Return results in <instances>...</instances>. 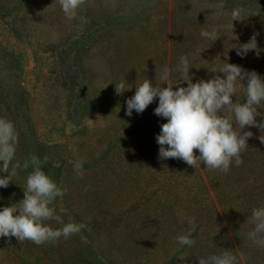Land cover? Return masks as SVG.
Returning <instances> with one entry per match:
<instances>
[{
	"label": "rangeland",
	"instance_id": "obj_1",
	"mask_svg": "<svg viewBox=\"0 0 264 264\" xmlns=\"http://www.w3.org/2000/svg\"><path fill=\"white\" fill-rule=\"evenodd\" d=\"M223 2L224 8L217 9L220 0H86L68 20L55 0H0V32L21 37L17 57L24 66L15 78V56L7 54L5 72L32 93L33 142L23 149L18 134L15 159L23 165L30 155L38 156V148H49L38 157L48 158L43 170L64 191L54 202L57 213L65 223L86 225L70 238L39 246L0 237V264L191 263L188 246L172 238L191 231L196 243L202 216L222 220L224 205L243 198L240 173L211 174L219 182L210 186L201 170H168L154 163L144 170L130 168L127 151L117 157L115 147L123 149L144 129L135 110L126 115L125 97L134 95L136 80L155 83L156 72L165 66L175 79L181 55L190 59L194 83L213 78L209 69L238 59L242 64L236 65L264 78V0ZM236 7L245 9L244 19L232 21V27L230 13ZM202 28H215L219 38L201 37ZM254 33H259L260 55L238 56L234 46ZM120 82L131 90L117 95ZM243 94L238 88L233 100L243 102ZM151 105L156 108L158 98ZM15 114L21 116V110ZM12 120L18 131L21 118ZM41 134L45 146L38 143ZM77 161H84L83 178L73 171ZM31 171L21 167L9 186L0 188V209L23 199ZM205 204L209 210L201 213ZM180 214L194 217L195 223H181ZM47 223L60 227L54 220Z\"/></svg>",
	"mask_w": 264,
	"mask_h": 264
},
{
	"label": "clouds",
	"instance_id": "obj_2",
	"mask_svg": "<svg viewBox=\"0 0 264 264\" xmlns=\"http://www.w3.org/2000/svg\"><path fill=\"white\" fill-rule=\"evenodd\" d=\"M55 3L59 4L64 16L72 20L86 0H55ZM215 7L223 9V0ZM244 13L242 7L231 10L232 27V21L243 20ZM200 35L212 41L219 38L215 28L210 31L202 28ZM258 35L254 33L247 43L235 45L236 54L243 58L250 51H255L259 56ZM191 68L189 57L181 55L175 68V79L173 70L168 66L156 72L155 83L148 78L142 81L137 79L134 95L126 100V115L131 116L133 110L138 114L143 113L158 98L154 114L167 121L161 125L156 137L159 158L180 159L195 169L203 163L209 170L226 174L233 162L236 166L243 164L242 153L247 150V141L253 136L251 131H244L246 126L260 129L262 134L259 140L264 143V112L258 111L264 109V78L255 70L249 71L225 61L209 69L216 74L213 78L194 83L189 75ZM242 81H246V86ZM184 82L186 87L181 86ZM131 87L120 82L115 84V92L121 95ZM238 88L243 89V101L246 102L233 100ZM258 116L261 117L259 122L256 119ZM17 145L18 132L14 123L0 117V173L7 174L0 175V188H7L21 167L24 170L32 169L26 176L23 199L0 209V237H15L21 244L28 241L39 246L80 233L86 225L71 221L65 223L54 206L64 191L43 170L48 158L41 160L33 154L21 165L15 159ZM83 164L84 161L74 164L73 171L77 178H83ZM180 215L181 223L185 220L189 224L195 223L194 217ZM53 220L60 227L53 228L47 223ZM248 222L253 226L247 233L248 239L264 248V204L251 209ZM191 237L192 232L189 231L172 239L181 246L191 247L195 243ZM199 264H236V256L230 250H224L220 254L199 258Z\"/></svg>",
	"mask_w": 264,
	"mask_h": 264
},
{
	"label": "trees",
	"instance_id": "obj_3",
	"mask_svg": "<svg viewBox=\"0 0 264 264\" xmlns=\"http://www.w3.org/2000/svg\"><path fill=\"white\" fill-rule=\"evenodd\" d=\"M5 15L6 12H3L2 17H5ZM12 38H14L16 43L11 41ZM21 50V37L0 32V117L4 118L5 116V118L14 123L15 127L17 120H12V117L21 118L19 121L20 128L17 132L26 144L23 149L29 150L28 144L33 142L29 138L34 136L35 127L31 114V106H33L31 89L23 85L24 82L18 79L19 83H14L9 73L5 72L7 69L5 64H8L7 54H13L15 56L14 76L17 78V76L20 77L23 74L21 70L24 66H22L17 57ZM235 64H242V61L238 59ZM243 83L246 86V81H243ZM132 96L133 91L126 94L125 98L127 100ZM242 98L243 96H241V101H243ZM17 109L21 110V116H18V114L16 116L15 112ZM154 109L150 104L143 113L139 114L140 117H143L142 125L144 129L141 132H137L138 136L136 138L124 144L123 149H120L119 144L118 146L116 145L115 152H117V157H119L120 152L126 150L127 156L130 158L128 162L130 168L144 170L146 164L154 163L163 165L168 170L193 169L194 171L198 170V172L201 170L206 177L208 185L212 186L213 183H218L219 178H211V174L218 175L222 174V172L209 170L203 163L195 169L180 159L169 158L162 160L159 158V145L156 137L161 131L160 122L164 118L155 115ZM258 111L264 112V109H258ZM256 119L260 121L261 117L258 116ZM244 131H251L253 136L248 139V148L242 153L243 164L236 166L233 162L229 170L230 172L240 173L245 185L243 198H241L240 202L231 204L227 202L224 205V208L227 206V210L224 212L222 220L218 216L211 218L202 216V220L198 222L199 233L196 243L186 249V254L192 258L190 264H199V258L220 254L224 250H230L236 256V264H264V248L256 246L247 237L248 231L253 227L248 222L251 209L254 206L264 204V143L259 140V136L262 133L257 127L246 126ZM38 143L40 146H45L42 134L38 136ZM45 149L49 148H43L44 151ZM43 150L41 151L38 148V156L40 152H44ZM196 154L199 155V152L197 151ZM200 208L201 213L209 210L206 204ZM97 261L98 263L103 262L100 259H97Z\"/></svg>",
	"mask_w": 264,
	"mask_h": 264
}]
</instances>
